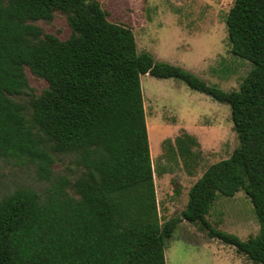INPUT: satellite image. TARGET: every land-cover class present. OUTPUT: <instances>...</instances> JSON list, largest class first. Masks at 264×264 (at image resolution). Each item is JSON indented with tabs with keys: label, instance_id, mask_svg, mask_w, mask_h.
Instances as JSON below:
<instances>
[{
	"label": "trees",
	"instance_id": "obj_1",
	"mask_svg": "<svg viewBox=\"0 0 264 264\" xmlns=\"http://www.w3.org/2000/svg\"><path fill=\"white\" fill-rule=\"evenodd\" d=\"M66 15L60 39L32 23ZM224 24L230 52L250 62L237 89L208 84L180 65L138 51L132 30L109 21L98 0H0V159L34 166L50 181L0 197V264H166L165 240L180 220L264 264V0H232ZM25 67L48 87L27 103ZM181 80L230 109L238 144L191 184L179 216L161 222L140 76ZM174 152L196 144L184 132ZM187 140L184 142L183 138ZM174 141V142H172ZM58 155L82 167L53 176ZM242 189L258 220L241 239L206 215L216 196Z\"/></svg>",
	"mask_w": 264,
	"mask_h": 264
},
{
	"label": "rangeland",
	"instance_id": "obj_2",
	"mask_svg": "<svg viewBox=\"0 0 264 264\" xmlns=\"http://www.w3.org/2000/svg\"><path fill=\"white\" fill-rule=\"evenodd\" d=\"M109 21L132 30L137 50L154 59L182 66L208 84L223 90L237 89L250 62L233 55L224 24L232 0H98ZM43 33L65 39L70 33L65 13L56 10L50 20H35ZM29 89L15 96L27 103L40 95L47 81L25 67ZM145 121L154 171L160 221L179 216L187 188L206 167L226 158L238 144L228 104L190 89L181 80L140 76ZM187 132L196 144L188 153L173 151L169 140ZM183 138V137H182ZM184 142L187 143V140ZM174 142V141H172ZM157 149V151H156ZM155 153V154H154ZM53 176L73 178L82 170L74 156L58 155L51 165ZM20 187L40 193L50 181L37 176L34 166L0 159V197ZM206 219L211 226L247 239L258 232L253 205L242 190L232 196L217 195ZM166 264H255L235 247L210 237L199 222L180 220L165 240Z\"/></svg>",
	"mask_w": 264,
	"mask_h": 264
},
{
	"label": "crops",
	"instance_id": "obj_3",
	"mask_svg": "<svg viewBox=\"0 0 264 264\" xmlns=\"http://www.w3.org/2000/svg\"><path fill=\"white\" fill-rule=\"evenodd\" d=\"M149 149H150V147H149ZM156 151H157V149H156ZM152 152H153V151H152ZM152 152H150V156H151ZM154 154H155V153H154ZM190 186H191V185H190ZM190 186H189V187H190ZM189 187H188V188H189ZM188 188H187V191H188ZM187 191H186V195H187Z\"/></svg>",
	"mask_w": 264,
	"mask_h": 264
}]
</instances>
